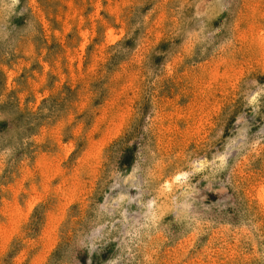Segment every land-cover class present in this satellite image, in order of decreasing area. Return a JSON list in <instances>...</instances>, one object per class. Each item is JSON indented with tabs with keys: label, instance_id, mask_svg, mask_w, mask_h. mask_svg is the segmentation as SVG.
<instances>
[{
	"label": "rangeland",
	"instance_id": "1",
	"mask_svg": "<svg viewBox=\"0 0 264 264\" xmlns=\"http://www.w3.org/2000/svg\"><path fill=\"white\" fill-rule=\"evenodd\" d=\"M0 264H264V0H0Z\"/></svg>",
	"mask_w": 264,
	"mask_h": 264
}]
</instances>
